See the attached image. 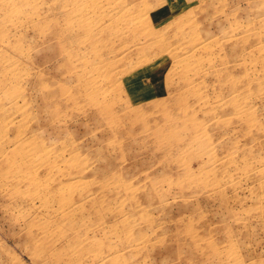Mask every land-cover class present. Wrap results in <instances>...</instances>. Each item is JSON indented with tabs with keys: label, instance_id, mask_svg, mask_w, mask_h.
<instances>
[{
	"label": "rangeland",
	"instance_id": "1",
	"mask_svg": "<svg viewBox=\"0 0 264 264\" xmlns=\"http://www.w3.org/2000/svg\"><path fill=\"white\" fill-rule=\"evenodd\" d=\"M0 264H264V0H0Z\"/></svg>",
	"mask_w": 264,
	"mask_h": 264
},
{
	"label": "bare ground",
	"instance_id": "2",
	"mask_svg": "<svg viewBox=\"0 0 264 264\" xmlns=\"http://www.w3.org/2000/svg\"><path fill=\"white\" fill-rule=\"evenodd\" d=\"M40 249H41V251H43L42 247H40ZM35 250H36V248H35ZM37 251H38V252H41L39 249H37Z\"/></svg>",
	"mask_w": 264,
	"mask_h": 264
}]
</instances>
